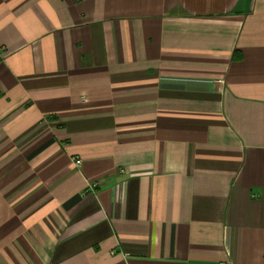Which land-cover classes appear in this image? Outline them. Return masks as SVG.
Masks as SVG:
<instances>
[{"label":"crops","instance_id":"crops-1","mask_svg":"<svg viewBox=\"0 0 264 264\" xmlns=\"http://www.w3.org/2000/svg\"><path fill=\"white\" fill-rule=\"evenodd\" d=\"M221 263L264 264V0H0V264Z\"/></svg>","mask_w":264,"mask_h":264},{"label":"built area","instance_id":"built-area-1","mask_svg":"<svg viewBox=\"0 0 264 264\" xmlns=\"http://www.w3.org/2000/svg\"><path fill=\"white\" fill-rule=\"evenodd\" d=\"M74 163H75V165H77V166L80 165V161H79V160H75ZM221 264H225V263H221Z\"/></svg>","mask_w":264,"mask_h":264}]
</instances>
